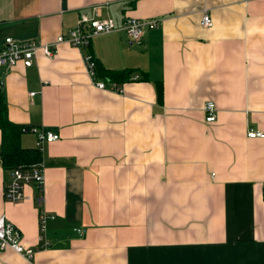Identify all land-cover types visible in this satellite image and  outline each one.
<instances>
[{"label":"crops","instance_id":"crops-1","mask_svg":"<svg viewBox=\"0 0 264 264\" xmlns=\"http://www.w3.org/2000/svg\"><path fill=\"white\" fill-rule=\"evenodd\" d=\"M204 9L210 28L200 25ZM96 10L160 25L141 46L115 32L3 69V105L25 128L22 146L37 149L31 128L60 139L38 151L45 186L27 185L23 202L5 200L11 171L0 163V218L25 246L41 244L38 200L55 217L47 249L32 260L6 250L0 264H264V139L248 136L264 134V0H0V47L7 38L53 44ZM88 52L98 68L129 73L98 76L121 93L92 83ZM1 145L0 131V154Z\"/></svg>","mask_w":264,"mask_h":264},{"label":"built area","instance_id":"built-area-1","mask_svg":"<svg viewBox=\"0 0 264 264\" xmlns=\"http://www.w3.org/2000/svg\"><path fill=\"white\" fill-rule=\"evenodd\" d=\"M159 25L160 21L158 20H139L131 17H126L121 23H118L111 18L102 17L99 11L96 10L95 18H90L86 13L82 14L77 26L67 35L58 36L53 44H44L37 41H18L13 38H7L0 47V107L2 105V72L5 67L14 68L19 64H23L25 67L30 68L36 63L39 53H43L45 57L53 59L57 55L60 45L67 44L74 49L83 50L90 47L94 38L115 32L126 33L132 46H141L146 30L158 28ZM200 25L203 28H210L213 25L209 10H203ZM83 63L92 83L98 89L109 90L114 93L122 92L117 84H107L98 78L97 61L90 52L83 56ZM134 79L137 80L138 78L134 77ZM36 95V93H30L29 96L34 98ZM204 111L206 113V123L209 125L216 124L218 121L216 105L209 102L205 105ZM28 131L35 135L38 151H42L43 146L60 139L58 134L39 128H31ZM248 136L251 139H264L263 133L253 129L250 130ZM30 184L35 185L40 193L44 189L45 170L42 164L20 165L13 169L11 171V179L5 189V200L9 203L23 202L26 199L25 188ZM38 207L41 244L36 248L25 246L19 229L3 216L0 218V253L12 250L27 260H32L38 252L48 248L49 244L46 242L47 226L49 221L55 217L44 210L42 200H38ZM78 232L82 231L78 230Z\"/></svg>","mask_w":264,"mask_h":264},{"label":"trees","instance_id":"trees-1","mask_svg":"<svg viewBox=\"0 0 264 264\" xmlns=\"http://www.w3.org/2000/svg\"><path fill=\"white\" fill-rule=\"evenodd\" d=\"M98 76L106 81L117 82L128 80L129 73L109 72L98 68ZM159 99H163V89L158 88ZM0 131L2 133L1 161L4 170L12 171L20 165L32 166L40 162V154L37 149H26L22 146L21 136L25 128L12 123L8 118L7 107H0ZM264 196V187H263Z\"/></svg>","mask_w":264,"mask_h":264}]
</instances>
